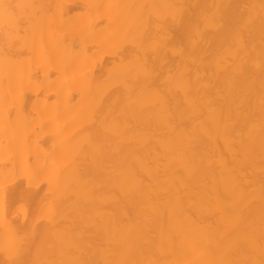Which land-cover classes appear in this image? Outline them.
Instances as JSON below:
<instances>
[{
  "label": "snow or ice",
  "instance_id": "1",
  "mask_svg": "<svg viewBox=\"0 0 264 264\" xmlns=\"http://www.w3.org/2000/svg\"><path fill=\"white\" fill-rule=\"evenodd\" d=\"M0 58V264H264V0L0 3Z\"/></svg>",
  "mask_w": 264,
  "mask_h": 264
},
{
  "label": "bare ground",
  "instance_id": "2",
  "mask_svg": "<svg viewBox=\"0 0 264 264\" xmlns=\"http://www.w3.org/2000/svg\"><path fill=\"white\" fill-rule=\"evenodd\" d=\"M17 0H0V3H14ZM37 2H47V0H37ZM56 2L65 3L70 6L95 2V0H56ZM112 2L117 3H126V2H135V0H112ZM169 2H180V3H187V4H211V3H218L224 5H238V4H259L260 0H169ZM75 14V13H73ZM0 66H2V58H0ZM107 71V67H97L96 68V75L102 76ZM0 78H2V67H0ZM35 99V95L32 92L27 93L26 105L28 108L31 107L32 101ZM189 211L194 215H199L202 209L199 206H193L189 208Z\"/></svg>",
  "mask_w": 264,
  "mask_h": 264
}]
</instances>
